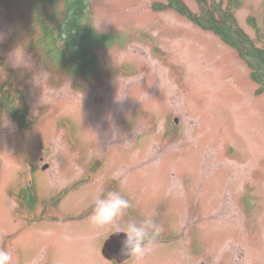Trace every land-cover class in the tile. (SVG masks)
<instances>
[{"label":"rangeland","instance_id":"obj_1","mask_svg":"<svg viewBox=\"0 0 264 264\" xmlns=\"http://www.w3.org/2000/svg\"><path fill=\"white\" fill-rule=\"evenodd\" d=\"M66 1L79 0H0V97L10 85L30 119L19 126L0 98V250L12 264H264V94L237 50L153 9L167 0H83L96 64L74 76L35 42L34 16L56 27ZM238 1L235 24L262 45L264 0ZM18 45L26 70L7 61ZM29 186L31 208L16 197ZM110 191L132 207L97 226L95 201ZM148 217L159 234L142 254L104 257L110 234Z\"/></svg>","mask_w":264,"mask_h":264},{"label":"trees","instance_id":"obj_2","mask_svg":"<svg viewBox=\"0 0 264 264\" xmlns=\"http://www.w3.org/2000/svg\"><path fill=\"white\" fill-rule=\"evenodd\" d=\"M43 1L50 5L55 3V0ZM167 1V3H155L152 7L155 11L174 10L203 30L213 31L225 44L237 50L239 57L251 70L250 78L258 84L256 94H264V30L257 29L258 38L262 41V45L257 46L249 41L248 35L245 36L244 31L235 24L232 11H230L233 6L237 7L240 4L238 0H229L231 6L228 7V11L222 10L221 4L214 1L198 0L201 9V14L198 15L192 13L181 0ZM65 5L66 19L56 27L46 25V20L38 14L34 16L35 22H41L38 24L40 25V38L35 42L46 54L53 56L58 66L64 68L70 74L74 76L92 75L95 72L94 66L96 63L94 61L95 57H93L94 50L91 39L95 36L96 30L93 29L90 23H82V17L86 13V4L83 0H79L78 2L66 1ZM34 6L33 4L32 8L35 9L36 13L39 5L35 8ZM89 18L87 17V19ZM64 34L67 35L66 39L63 37ZM1 95V103L5 104V110L10 113L19 126L27 127L30 122L27 117L28 107L24 108V113H20L16 106V103H19V98H15L10 85L2 88ZM3 105L1 106L3 107ZM27 197L30 205L35 202V196L32 197L31 194H28Z\"/></svg>","mask_w":264,"mask_h":264},{"label":"clouds","instance_id":"obj_3","mask_svg":"<svg viewBox=\"0 0 264 264\" xmlns=\"http://www.w3.org/2000/svg\"><path fill=\"white\" fill-rule=\"evenodd\" d=\"M5 38L6 34L0 31V44ZM7 61L13 70H26L32 66L31 57L19 45L9 51ZM131 207L130 200L120 192L110 191L95 201L90 219L97 226L111 225L118 217H123ZM158 234L159 228L150 217L139 224L135 219H129L123 228H117L114 233L119 242V255L127 257L142 254L146 240ZM0 264H12V256L7 250H0Z\"/></svg>","mask_w":264,"mask_h":264},{"label":"water","instance_id":"obj_4","mask_svg":"<svg viewBox=\"0 0 264 264\" xmlns=\"http://www.w3.org/2000/svg\"><path fill=\"white\" fill-rule=\"evenodd\" d=\"M43 168H48V165H45ZM102 252L105 257L114 259L118 262H123L130 257H123L119 255V242L114 233L106 239Z\"/></svg>","mask_w":264,"mask_h":264}]
</instances>
